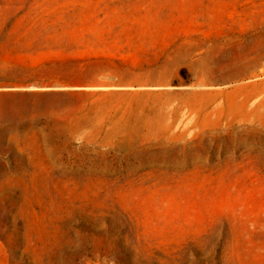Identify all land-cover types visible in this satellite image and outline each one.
<instances>
[{
  "label": "rangeland",
  "instance_id": "1",
  "mask_svg": "<svg viewBox=\"0 0 264 264\" xmlns=\"http://www.w3.org/2000/svg\"><path fill=\"white\" fill-rule=\"evenodd\" d=\"M0 67V264H264V125L209 96L264 80V0H0ZM123 81L172 140L69 141Z\"/></svg>",
  "mask_w": 264,
  "mask_h": 264
},
{
  "label": "bare ground",
  "instance_id": "2",
  "mask_svg": "<svg viewBox=\"0 0 264 264\" xmlns=\"http://www.w3.org/2000/svg\"><path fill=\"white\" fill-rule=\"evenodd\" d=\"M236 78V77H235ZM234 78V80H236ZM233 80V81H234ZM124 81L117 85L104 84L97 89L100 92L92 94L98 96V103L92 110L84 111L73 118L68 126L67 139L76 140V133L83 129H89L83 134V141L86 145L101 142L103 146L117 140L118 148L134 151L140 146L146 148L163 146L162 141H171L167 127L164 126L160 115L150 111H143V107L155 104L156 99L168 93H155L154 91H141L151 86L133 87ZM169 88H175L168 85ZM230 90H219L210 93V98L221 96L224 99L225 107L230 113L244 115L246 121H260L264 125V80L253 83L233 84ZM204 92L195 91L193 95L202 96ZM242 95L243 99L239 100ZM109 99L128 101L129 110L118 117L107 116L105 109ZM221 112V111H219ZM233 121L229 123L232 124ZM107 127H105V125ZM146 131V132H144ZM103 134V138L100 136Z\"/></svg>",
  "mask_w": 264,
  "mask_h": 264
},
{
  "label": "crops",
  "instance_id": "3",
  "mask_svg": "<svg viewBox=\"0 0 264 264\" xmlns=\"http://www.w3.org/2000/svg\"><path fill=\"white\" fill-rule=\"evenodd\" d=\"M0 69H1V67H0ZM0 73H1V71H0ZM13 86L14 87H11V88H20V86H18V85H14L13 84ZM16 86V87H15ZM27 88H35V89H43V88H47V89H56V88H60V87H58V85L57 84H53V85H50V86H43V85H41V84H36V85H34V84H31V85H29Z\"/></svg>",
  "mask_w": 264,
  "mask_h": 264
}]
</instances>
